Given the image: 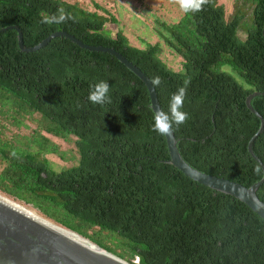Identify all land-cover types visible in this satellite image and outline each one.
Returning <instances> with one entry per match:
<instances>
[{"label": "trees", "instance_id": "1", "mask_svg": "<svg viewBox=\"0 0 264 264\" xmlns=\"http://www.w3.org/2000/svg\"><path fill=\"white\" fill-rule=\"evenodd\" d=\"M178 1L182 16L156 31L182 61L175 71L158 42L138 48L113 34L106 25L115 19L95 1L87 10L64 0H0V30L17 27L28 48L62 31L114 49L152 83L182 159L248 188L263 176L247 151L260 121L245 100L264 92V0H236L229 17L218 0ZM250 105L264 120V96ZM35 116L42 124L32 136H0V194L127 264H264V221L167 163L148 91L116 58L63 37L23 53L15 30L1 32L0 121L27 128ZM56 140H73L77 158ZM252 151L264 165V131ZM55 157L74 160L64 168ZM257 196L264 203V183Z\"/></svg>", "mask_w": 264, "mask_h": 264}, {"label": "water", "instance_id": "2", "mask_svg": "<svg viewBox=\"0 0 264 264\" xmlns=\"http://www.w3.org/2000/svg\"><path fill=\"white\" fill-rule=\"evenodd\" d=\"M15 30L18 47L23 53L35 52L46 46L52 39L63 37L79 48L98 53H106L116 58L145 85L150 108L164 134L169 153L168 164L178 169L183 175L215 192L230 196L245 206L264 221V203L258 198L257 190L264 183V165L252 151L254 141L264 131L263 118L251 107L254 97L264 96V92L250 94L245 105L260 121V127L248 142L247 151L250 157L260 166L262 178L246 188L238 183L223 178L204 174L181 157L177 149V140L161 111L156 91L150 80L136 66L112 48L91 46L82 43L65 32H55L34 47H25L22 34L17 27L1 29V32ZM97 247V246H96ZM89 244L71 232L65 230L40 214L0 195V264H124ZM114 257V258H113ZM137 260V259H136Z\"/></svg>", "mask_w": 264, "mask_h": 264}, {"label": "rangeland", "instance_id": "3", "mask_svg": "<svg viewBox=\"0 0 264 264\" xmlns=\"http://www.w3.org/2000/svg\"><path fill=\"white\" fill-rule=\"evenodd\" d=\"M66 2L77 4L78 6L93 10L94 6L92 1L97 2L100 6L105 7L108 13L111 14L112 18L115 19V23H109L106 25L113 34L120 30L122 31L129 41V43L138 48H145L147 44L159 43L161 45L160 58L168 64L172 69L178 70L181 68L182 61L177 56L175 57L163 44L161 40L158 39L156 31L161 30L159 23L167 22L171 23L178 20L182 16V7L180 1L178 0H64ZM236 0H218V3L222 5L225 9L226 17H229L234 10V2ZM101 15H104L103 11H100ZM241 38H244L243 34H240ZM221 70L226 71L233 75L241 85L246 86V83L231 69L229 66L221 67ZM36 121L30 122L29 120L24 121L28 123L27 128H15L14 125L8 121L7 123L0 121V136L2 139H9L11 141L13 138L20 137H30L34 134V131L38 129V124L41 123L39 116H35ZM4 126V127H3ZM73 141V140H72ZM71 142L57 141L60 151L64 152L68 158L70 154L77 158L75 153V147ZM16 141L15 143H17ZM56 165L62 166L64 168H69L68 164H71L74 159H69L68 163H64L60 157L51 158ZM0 163V170H1ZM60 169V168H59ZM56 169V170H59ZM30 208V206H28ZM32 210V209H31ZM34 211V210H33ZM97 228H93L89 234H93L97 231ZM98 234L108 237L106 232H96ZM107 244H110V240H106ZM120 249H117L119 251ZM121 251V250H120Z\"/></svg>", "mask_w": 264, "mask_h": 264}, {"label": "bare ground", "instance_id": "4", "mask_svg": "<svg viewBox=\"0 0 264 264\" xmlns=\"http://www.w3.org/2000/svg\"><path fill=\"white\" fill-rule=\"evenodd\" d=\"M0 195H2V194H0ZM2 196H4V195H2ZM4 197H6V196H4ZM7 198V197H6ZM9 199V198H8ZM17 203V202H16ZM19 204V203H18ZM21 205V204H20ZM23 206V205H22ZM24 207H26V206H24ZM26 208H28V209H30L31 210V208H29V207H26ZM33 211V210H32ZM35 212V211H34ZM66 230V229H65ZM68 231V230H67ZM70 232V231H69ZM72 233V232H71ZM72 234H74V233H72ZM74 235H76V234H74ZM77 237H79V238H81L80 236H78V235H76ZM81 239H83V238H81ZM84 241H86V242H88L87 240H85V239H83ZM89 244H91L90 242H88ZM91 245H93V244H91ZM93 246H95V245H93ZM96 247V246H95ZM97 248V247H96ZM102 251V250H101ZM104 252V251H103ZM106 253V252H105ZM106 254H108V253H106ZM108 255H110V254H108ZM111 256V255H110ZM112 257V256H111ZM114 258V257H113ZM116 259V258H115ZM118 260V259H117ZM120 262H122V263H124L123 261H121V260H119ZM124 264H127V263H124Z\"/></svg>", "mask_w": 264, "mask_h": 264}]
</instances>
